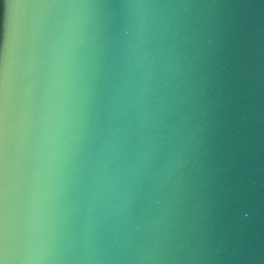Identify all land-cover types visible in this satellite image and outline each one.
<instances>
[{
    "label": "water",
    "instance_id": "95a60500",
    "mask_svg": "<svg viewBox=\"0 0 264 264\" xmlns=\"http://www.w3.org/2000/svg\"><path fill=\"white\" fill-rule=\"evenodd\" d=\"M0 264H264V0H0Z\"/></svg>",
    "mask_w": 264,
    "mask_h": 264
}]
</instances>
